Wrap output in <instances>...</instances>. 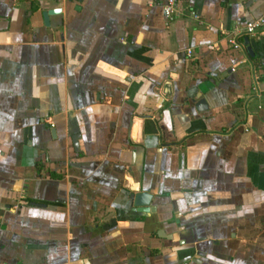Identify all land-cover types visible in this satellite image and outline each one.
I'll return each mask as SVG.
<instances>
[{"label":"crops","instance_id":"crops-1","mask_svg":"<svg viewBox=\"0 0 264 264\" xmlns=\"http://www.w3.org/2000/svg\"><path fill=\"white\" fill-rule=\"evenodd\" d=\"M163 1L0 0V264H264V0Z\"/></svg>","mask_w":264,"mask_h":264},{"label":"built area","instance_id":"built-area-1","mask_svg":"<svg viewBox=\"0 0 264 264\" xmlns=\"http://www.w3.org/2000/svg\"><path fill=\"white\" fill-rule=\"evenodd\" d=\"M161 9L166 19L168 21H171V20H174L177 16L182 15L188 8L187 6L181 7L179 0H164L163 3L161 4ZM190 14L194 18L199 19V16L196 12L190 11ZM263 26H264V17L262 16V17H258L250 21H247L243 27L235 26L231 34L223 30H222V33L228 35L227 37H228V42L230 46L232 48L238 49L244 46L242 41L238 39V36L252 35L257 30L262 28ZM187 53L188 55H190L191 51H188Z\"/></svg>","mask_w":264,"mask_h":264},{"label":"water","instance_id":"water-1","mask_svg":"<svg viewBox=\"0 0 264 264\" xmlns=\"http://www.w3.org/2000/svg\"><path fill=\"white\" fill-rule=\"evenodd\" d=\"M54 10L49 9V10H44L42 12V15L44 17L45 22H47V18L48 15L53 13ZM243 43L246 47V50L249 52V54L252 56L253 55V51L252 48L249 44V39L248 37H244L243 38ZM168 83H166L164 86L168 85ZM204 105H206V102L203 98L198 99V101L196 102V106L201 108ZM132 193L130 194V199L132 200L133 203V209L138 211V212H149L150 206H149V201H150V194H148L147 192H139L138 189L133 188L131 189ZM158 234H160V232H158ZM186 260H182L180 261L179 264H185Z\"/></svg>","mask_w":264,"mask_h":264}]
</instances>
